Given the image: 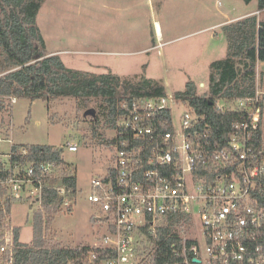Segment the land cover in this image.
<instances>
[{
    "label": "built area",
    "instance_id": "1",
    "mask_svg": "<svg viewBox=\"0 0 264 264\" xmlns=\"http://www.w3.org/2000/svg\"><path fill=\"white\" fill-rule=\"evenodd\" d=\"M215 105L243 112L223 146L210 128L202 133L203 116L174 94L119 103L112 164L92 179L87 196L99 212L96 220L106 224L94 246L113 256L92 250L84 264H140L148 233L170 220L180 236L173 245L177 264L195 258L202 264H264V85L258 72L254 95L220 98ZM15 145L0 129V255L9 260L15 238L7 205L26 199L39 208L44 190L55 188L68 209L76 193L52 183L61 168L55 162L32 160L29 148ZM68 149L77 151L78 144L69 141Z\"/></svg>",
    "mask_w": 264,
    "mask_h": 264
},
{
    "label": "rangeland",
    "instance_id": "2",
    "mask_svg": "<svg viewBox=\"0 0 264 264\" xmlns=\"http://www.w3.org/2000/svg\"><path fill=\"white\" fill-rule=\"evenodd\" d=\"M257 10V0H45L38 25L47 50L60 54L70 67L111 71L130 79L146 75L161 81L167 94L184 90L193 80L204 92L210 63L227 54L223 25ZM258 18H264V11ZM257 72L264 79V63H258ZM102 102L99 98L80 103L69 97L51 101L17 97L6 114L8 127L0 128L16 144L64 149L77 177L76 193L70 197L73 208L45 215L53 217L45 224V236L63 245H94L106 232V224L95 218L96 206L87 198L92 179L107 171L115 152L109 145L114 133L100 112ZM89 108L99 117L96 127L95 114L85 115ZM69 141L78 144L77 151L68 149ZM38 206L26 199L13 202L8 225L21 228L22 241L33 239ZM193 226L189 224V232Z\"/></svg>",
    "mask_w": 264,
    "mask_h": 264
},
{
    "label": "trees",
    "instance_id": "3",
    "mask_svg": "<svg viewBox=\"0 0 264 264\" xmlns=\"http://www.w3.org/2000/svg\"><path fill=\"white\" fill-rule=\"evenodd\" d=\"M44 1L0 0V128L9 125L6 114L9 116L10 97H28L31 101L69 97L80 103L99 98L103 100L100 112L112 128L116 125L120 102L167 94L164 84L155 78L141 75L130 79L111 71L81 70L68 66L60 54L49 52L38 25V14ZM244 1L249 3L252 0ZM257 2L258 9H263L264 0ZM223 31L227 39V54L210 63L207 90L200 92L196 82L189 80L184 90L173 93L203 116L200 130L206 134L210 128L208 134L219 141L220 146L227 143L233 124L243 117V112L237 108L221 111L215 103L220 98L235 100L255 94L258 63L264 62V18L259 19L257 14L247 15L224 24ZM96 114L92 117L94 127L99 123ZM262 134L263 131L261 140ZM113 143L114 139H111L109 145ZM23 147L29 148L32 160L53 161L60 166L58 178L52 183L60 182L76 192L77 177L66 162L62 147L15 145L16 150ZM63 202L64 197L57 189L46 188L42 204L34 212L32 241L20 240L21 228L15 226L13 259L0 255V264H84L92 250L101 258L113 256V252L94 245L68 246L45 236V224H50L53 219L52 216L46 218V213L55 215L60 212ZM12 205H7L8 213H11ZM67 210L71 211L72 207ZM173 221L159 226L155 234L148 233L147 243L139 247L140 264H177L180 261L173 247L180 242L177 224Z\"/></svg>",
    "mask_w": 264,
    "mask_h": 264
},
{
    "label": "water",
    "instance_id": "4",
    "mask_svg": "<svg viewBox=\"0 0 264 264\" xmlns=\"http://www.w3.org/2000/svg\"><path fill=\"white\" fill-rule=\"evenodd\" d=\"M95 114V109L94 108H89L85 111V115H94ZM195 262L201 263V260L198 258L194 259Z\"/></svg>",
    "mask_w": 264,
    "mask_h": 264
},
{
    "label": "crops",
    "instance_id": "5",
    "mask_svg": "<svg viewBox=\"0 0 264 264\" xmlns=\"http://www.w3.org/2000/svg\"><path fill=\"white\" fill-rule=\"evenodd\" d=\"M252 12H254V11H252ZM249 13H251V12H249ZM249 13H248V15H249ZM247 16V15H246ZM241 17H244V16H241ZM241 17H238V18H241ZM238 18H236V19H238ZM233 19H231V21H232ZM235 20V19H234ZM259 63H264V62H259Z\"/></svg>",
    "mask_w": 264,
    "mask_h": 264
}]
</instances>
